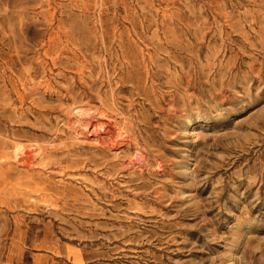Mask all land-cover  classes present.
<instances>
[{
  "label": "rangeland",
  "instance_id": "obj_1",
  "mask_svg": "<svg viewBox=\"0 0 264 264\" xmlns=\"http://www.w3.org/2000/svg\"><path fill=\"white\" fill-rule=\"evenodd\" d=\"M0 264H264V0H0Z\"/></svg>",
  "mask_w": 264,
  "mask_h": 264
},
{
  "label": "bare ground",
  "instance_id": "obj_2",
  "mask_svg": "<svg viewBox=\"0 0 264 264\" xmlns=\"http://www.w3.org/2000/svg\"><path fill=\"white\" fill-rule=\"evenodd\" d=\"M28 158H31V156L30 155H28ZM136 163V162H135Z\"/></svg>",
  "mask_w": 264,
  "mask_h": 264
}]
</instances>
